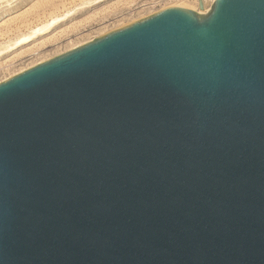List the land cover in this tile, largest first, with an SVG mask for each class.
Masks as SVG:
<instances>
[{
  "label": "water",
  "instance_id": "95a60500",
  "mask_svg": "<svg viewBox=\"0 0 264 264\" xmlns=\"http://www.w3.org/2000/svg\"><path fill=\"white\" fill-rule=\"evenodd\" d=\"M0 264H264V0L162 8L0 82Z\"/></svg>",
  "mask_w": 264,
  "mask_h": 264
},
{
  "label": "rangeland",
  "instance_id": "374dc122",
  "mask_svg": "<svg viewBox=\"0 0 264 264\" xmlns=\"http://www.w3.org/2000/svg\"><path fill=\"white\" fill-rule=\"evenodd\" d=\"M172 3L192 0H0V81ZM56 17L60 20L50 32L7 52L34 26Z\"/></svg>",
  "mask_w": 264,
  "mask_h": 264
},
{
  "label": "bare ground",
  "instance_id": "6f19581e",
  "mask_svg": "<svg viewBox=\"0 0 264 264\" xmlns=\"http://www.w3.org/2000/svg\"><path fill=\"white\" fill-rule=\"evenodd\" d=\"M212 1L213 0H192V3L188 4H182V3H175V4H169L163 8H166V7H169V6H182V7H186V8H189V9H192L194 10L195 12L199 13V14H205L209 11L211 5H212ZM89 3V2H88ZM201 5V6H200ZM89 6V5H88ZM160 10V9H159ZM152 12V11H151ZM154 13V12H153ZM67 14V13H66ZM148 14H152V13H148ZM52 21L50 22H46L40 26H34V28H32L27 34L25 35H22L21 37H19L13 44H11L10 46H8V49L7 52L13 50L14 48L20 46V45H24V44H27L29 42H31L33 39H35L37 36H40V35H44L48 32H50L52 30V28L57 24V22L60 20V18L56 17L54 19H51ZM133 20H136V19H133ZM111 29L109 30H106V31H103L101 33H99L97 36H100L102 34H104L105 32H108L110 31ZM91 41V40H89ZM89 41H86V42H89ZM85 42V43H86ZM84 44V42L82 43H79V44H76V45H73V48L77 47V46H80ZM75 46V47H74ZM71 48V47H70ZM72 49V48H71ZM70 50V49H69ZM62 52V51H61ZM65 52V51H64ZM63 53V52H62ZM61 54V53H60ZM44 61V60H43ZM43 61H38L36 63H34L33 65L31 66H27V67H24L22 69H20L19 71L11 74L9 77L11 76H14L20 72H23L24 70H27L28 68H31L32 66H35ZM9 77H6L4 78L3 80H1L0 82H3L4 80L8 79Z\"/></svg>",
  "mask_w": 264,
  "mask_h": 264
}]
</instances>
